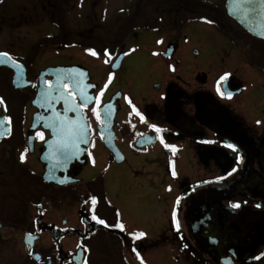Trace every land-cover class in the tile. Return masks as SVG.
Wrapping results in <instances>:
<instances>
[{
    "label": "flooded vegetation",
    "instance_id": "obj_1",
    "mask_svg": "<svg viewBox=\"0 0 264 264\" xmlns=\"http://www.w3.org/2000/svg\"><path fill=\"white\" fill-rule=\"evenodd\" d=\"M216 2L0 0V264H264V39Z\"/></svg>",
    "mask_w": 264,
    "mask_h": 264
},
{
    "label": "water",
    "instance_id": "obj_2",
    "mask_svg": "<svg viewBox=\"0 0 264 264\" xmlns=\"http://www.w3.org/2000/svg\"><path fill=\"white\" fill-rule=\"evenodd\" d=\"M226 10L227 13L252 36L264 39V0H228L226 3ZM51 74L53 75L54 79L53 87L52 89L50 88L49 91L54 95V93L58 92L60 77L59 74H61V68H55V71ZM47 95V90L45 89V87L41 86L36 95V99H44L45 97H47ZM44 102L46 101H35V104L39 106ZM87 104H89V102ZM68 112L69 111H67V113ZM103 112H105L106 114V106L103 108ZM77 113L79 114L78 111ZM83 133L84 132H82V134ZM82 144H84V141H79L78 145ZM106 145L112 151H116L114 144L108 142ZM62 148H64L65 150L69 149V145H64ZM50 169V172L52 174L54 170L52 168ZM52 177L53 175H51V178ZM221 208L222 207H219V209ZM210 220L214 222V225L212 226L213 234H209L210 236L208 237V240H210L209 242L216 243L217 246L219 242H221L224 238L227 239L229 233L235 232L239 227L243 229V227L246 225L250 226L252 221L251 216L246 213H243L241 216H237L235 214L222 217L220 216L217 218H211ZM244 220H247L246 225L244 224ZM203 226L204 225H202V227Z\"/></svg>",
    "mask_w": 264,
    "mask_h": 264
},
{
    "label": "rangeland",
    "instance_id": "obj_3",
    "mask_svg": "<svg viewBox=\"0 0 264 264\" xmlns=\"http://www.w3.org/2000/svg\"><path fill=\"white\" fill-rule=\"evenodd\" d=\"M208 1H210L212 3L214 0H208ZM216 1H217L216 2L217 5H220V8H219L220 13L219 14L215 13V15H218L220 18L224 17L225 21L228 23L229 22L228 17H225L226 10H225V4L224 3L226 0H216ZM209 12L211 14V11H207L208 14H209ZM202 38H205V39H202ZM212 43L213 42L209 37H203V36L201 37V36H199V33H194V35L191 37V44L193 46L199 47L201 50H204L206 52L212 50V48H211ZM208 56H209V60L212 64L213 69H215V67L216 68H222L223 66L229 67V68H234L233 67L234 66L233 61H230L229 59H227L226 61H223V56H224L223 53H219V54L212 53V54H208ZM102 151H103V147H102L101 143H96L95 147H94V152L97 154H101ZM124 168L127 170L129 167L127 164H125ZM160 173H161V175H160V177H161V188L156 193V195H160V200L162 201L161 206H162V211H163L164 209H168V206L165 204V202L171 196L173 197L175 195L176 187H175V183H174V186L171 189H167L165 186L166 180H165L164 170L161 169ZM167 180L169 181V179H167ZM156 199H158V203H159L160 202L159 198L157 197ZM165 216H166V213H163L162 214V217H163L162 220L165 218Z\"/></svg>",
    "mask_w": 264,
    "mask_h": 264
},
{
    "label": "snow or ice",
    "instance_id": "obj_4",
    "mask_svg": "<svg viewBox=\"0 0 264 264\" xmlns=\"http://www.w3.org/2000/svg\"><path fill=\"white\" fill-rule=\"evenodd\" d=\"M93 54H95V53H93ZM0 56H7V54L6 53H3V54H0ZM10 59V58H9ZM102 94V93H101ZM0 103H2V100H0ZM98 118H99V116H98ZM22 159H23V157H22ZM96 201H95V199L93 198V203H95ZM238 206V205H237ZM100 223H104L103 221H99ZM31 238V237H30Z\"/></svg>",
    "mask_w": 264,
    "mask_h": 264
}]
</instances>
